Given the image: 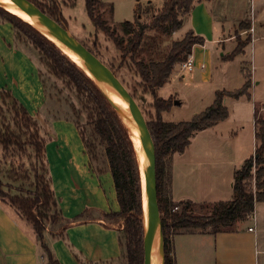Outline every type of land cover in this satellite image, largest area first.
Masks as SVG:
<instances>
[{"label": "trees", "instance_id": "16d2710c", "mask_svg": "<svg viewBox=\"0 0 264 264\" xmlns=\"http://www.w3.org/2000/svg\"><path fill=\"white\" fill-rule=\"evenodd\" d=\"M31 1L68 27L62 14L61 2L74 3L75 0ZM195 2L196 0H164L163 7L152 13L150 22H142L141 14L133 21L122 22V34H119L98 10L103 6L102 0H86L87 12L96 29L113 41L121 53L122 65L131 61L133 69L141 79L144 91L149 92L154 98L155 112L150 114L147 122L156 146L158 201L165 240V264H176L173 250V238L176 234L196 232L217 234L221 231H233L239 221L248 218L255 211L258 202L264 201V115L259 116L256 108V150L234 171L233 198L213 204L197 203L189 199L179 201L173 198V154L184 152L197 132L213 127L229 117V109L225 104L227 96L252 97V73L243 68L245 77L243 86L232 91L216 90L213 103L191 120L174 122L163 119L162 113L171 110L175 98L159 96L158 89L169 81L175 66L189 58L194 46L204 45L206 39L190 29L182 39L173 40L163 57L150 56L146 59L144 51L153 53V43L146 42V33L148 29L154 28L168 37L171 36L182 28L184 18L191 13ZM0 21L12 23L16 40L23 44H31L52 73L74 89L83 102L88 124L92 126V138L87 136L86 128L77 120L68 118H71L79 128L92 161L96 156L97 144L103 146V155L111 170L119 202V210L105 213L104 218L115 223L124 220L121 229L123 257L128 264H144L141 177L134 144L126 127L93 80L54 42L41 34L32 24L2 6ZM241 25L245 28L248 24L243 22ZM251 41L249 35L245 44H238L231 54L223 55L222 59L234 60L244 52V48ZM89 48L99 56L94 49ZM108 66L115 72L112 65ZM133 96L135 97L134 94ZM1 99L10 100L13 121H2L0 118V151L4 152L5 158L11 156L23 159L27 156L30 161H33V158L37 160L34 165L31 163L32 170L25 162L12 161V168L7 174V177L14 181L29 182L33 189L27 194H9L0 188V194L32 222L37 238L47 254L48 264H61L55 258L46 236V222L54 225L63 218L46 156L47 139L41 133L38 120L10 91L2 90ZM79 218L80 215L75 219Z\"/></svg>", "mask_w": 264, "mask_h": 264}, {"label": "crops", "instance_id": "0c3cea01", "mask_svg": "<svg viewBox=\"0 0 264 264\" xmlns=\"http://www.w3.org/2000/svg\"><path fill=\"white\" fill-rule=\"evenodd\" d=\"M203 2L198 5L206 7ZM205 11L200 16L201 22L213 30V15L207 8ZM194 15L191 16L192 27L206 34L203 25L196 26ZM252 25L254 30L251 43L257 39L254 35L256 27ZM222 34L213 33L207 41L222 47L223 42L228 41ZM204 50L206 53L202 55ZM208 53L206 44L195 45L190 55L194 63L192 73L175 66L169 81L158 89V95L163 98L173 97L164 91L165 87L183 78L192 79L195 69L203 80L212 81L214 71L209 67L213 63L214 53L210 57ZM204 68L205 72H202ZM263 83V77L253 74V93ZM2 90L10 91L27 108L38 120L41 133L47 139L46 156L53 188L63 213L58 224L52 225L53 228L47 226V241L55 258L61 264H105L122 258V226L104 218L105 213L119 210L111 170L107 163L100 171L94 165L79 128L71 118L48 114L45 107L47 93L37 58L26 44L16 40L13 25L7 21H0V97ZM228 98L225 99L226 105ZM180 101L174 102L173 107L180 104ZM256 102L261 101L253 99L254 115ZM207 130L197 132L184 152L173 154L172 193L175 200L189 199L197 203L213 204L233 198L234 171L251 154H238L235 149H229L228 153L190 150L193 138ZM217 136L223 140L232 137L227 133H217ZM215 156L217 160L213 159ZM221 156H226V160L219 161ZM79 215L81 218L75 219ZM20 219L15 207L0 198V264H48V258L44 260L45 251L36 233L31 232ZM259 243L257 226L239 221L233 231L176 234L173 250L176 264H264V256L261 258L264 249Z\"/></svg>", "mask_w": 264, "mask_h": 264}, {"label": "rangeland", "instance_id": "374dc122", "mask_svg": "<svg viewBox=\"0 0 264 264\" xmlns=\"http://www.w3.org/2000/svg\"><path fill=\"white\" fill-rule=\"evenodd\" d=\"M201 1H204L203 3L206 7L198 5ZM102 5L98 10L103 14L111 27L116 29L119 34H122V22L126 20L133 21L141 14L143 15L141 16L142 22H150L152 20V13L157 12L163 7L164 0H102ZM194 6L190 15L184 18L182 28L175 31L171 36L168 37L154 28L148 29L146 33V42L153 43V53L149 54L147 51L143 53L146 59L150 56L156 58L163 57L168 52L173 40L182 39L191 28L196 34L206 39L205 44L209 49L208 57L214 53V57H212L213 66L210 64L209 67V69L212 68L214 71L213 83L212 81L203 80L199 71L195 69L192 79L188 77L183 78L182 81H177L165 87L164 91L173 95V98H175L174 102L182 101H180V104L174 105L173 109L171 108L172 110L163 113L165 121L178 122L191 120L197 113L202 112L213 103L216 90L241 88L245 83V77L242 74L243 68L252 73V81L254 74L258 77H263L264 82V0H196ZM205 8L213 15L215 24L213 30L209 26H204L201 22L200 16L207 12ZM61 10L71 32L88 47L94 49L106 64L114 67L115 73L130 92L135 95L146 119H148L151 116L150 114L155 112L153 96L149 92L144 91L140 83L141 79L133 69L131 61L122 65L121 53L116 49L113 41L103 32L96 29L87 12L86 0H75L74 3H70L69 1L61 2ZM194 10L195 13L193 12ZM145 12L146 14H144ZM193 14H195L196 26L198 24L203 25L202 27H204L206 34H201L197 31V28L192 27L191 16ZM243 22L248 24L247 27H242L241 24ZM252 23L256 27L254 35L257 39L253 43L250 42L246 45L244 52L240 53L234 60H223V53V55L231 54L238 44L246 43L249 35L252 39ZM221 32L226 37L225 39L228 40L227 42H223L224 45L222 47L220 44L207 41V38L211 37L213 33L216 35V33ZM26 46L35 54L41 69V76L47 93L45 107H47L48 114L53 117L66 116L77 120L81 126L86 128L87 136L92 138V126L88 124L87 111L76 91L67 85L64 80L52 73L45 61L40 57L39 52L31 44H26ZM205 53L204 50L202 55ZM177 65L180 67L179 64ZM177 65L176 67H178ZM201 71L205 72V68L201 69ZM189 72L192 73V71ZM251 93H253V90H251ZM253 94L251 98L242 96L240 99L229 96L227 100L229 117L219 122L213 129L207 128L208 130L206 132L201 133L198 137H194L193 146L190 150L205 149L210 152L219 151L228 153L229 149H235L238 154L250 153L252 155L257 146L255 135L257 127L255 123L256 116L253 113V99L259 102L261 101L260 103L256 102L255 108L259 116L264 115V102H262L264 101V83ZM12 115L13 111L10 100L4 99L3 101L0 97V118L2 121H13ZM217 133L223 135L227 133L232 137L227 140L219 139ZM177 153L180 154L179 152L175 154ZM95 154V158H92L94 165L100 169L105 168L107 162L103 155L102 145L97 144ZM224 157L226 156L218 158L219 161L226 160ZM213 159L217 160V157L215 156ZM36 160V158H33V161H30L27 156L23 157V159L11 156L5 158L4 152L1 150L0 188L9 194H27L33 189L30 183L14 181L8 178V170L12 168V161L16 163L25 162L26 166L32 170ZM0 198L3 199L1 194ZM15 209L21 218L20 220L31 232L35 233L32 222L21 211L17 208ZM123 222L124 220L122 219L117 224L123 227ZM241 222L246 225H252L253 227L254 225L257 226L260 235L259 245L264 249V201L258 202L255 211L248 218L241 220ZM46 224L50 228L54 227L51 222H46ZM263 256L261 255V258ZM47 258V254L45 253L44 260ZM105 264L128 263L126 258L122 257Z\"/></svg>", "mask_w": 264, "mask_h": 264}, {"label": "water", "instance_id": "95a60500", "mask_svg": "<svg viewBox=\"0 0 264 264\" xmlns=\"http://www.w3.org/2000/svg\"><path fill=\"white\" fill-rule=\"evenodd\" d=\"M12 3L18 9L26 12L33 22L9 10L2 1H0V6L29 22L41 34L54 42L64 54L93 80L126 127L134 144L141 177L144 264H165V240L158 201L156 146L142 108L117 74L87 45L79 40L69 27L51 17L31 0H12ZM63 47L69 52L65 51ZM71 53L76 55L77 59H74ZM112 94H116L127 102L129 112L121 107L112 97ZM134 129H136L140 139V148L136 146L133 139L135 135ZM140 150L144 153L143 165L141 163ZM143 173L145 177L144 188L142 184Z\"/></svg>", "mask_w": 264, "mask_h": 264}, {"label": "bare ground", "instance_id": "6f19581e", "mask_svg": "<svg viewBox=\"0 0 264 264\" xmlns=\"http://www.w3.org/2000/svg\"><path fill=\"white\" fill-rule=\"evenodd\" d=\"M0 1H2L3 3H5V5H7V7H8L9 10H13L17 14H19L21 17L25 18L26 20H29V21H32L33 22V20L31 19V17L26 12H24L23 10L18 9L17 7H15L13 5L12 0H0ZM64 50L67 51V52H69L66 48H64ZM71 55H72V57H74V59H77L76 55H74L73 53H71ZM112 97L121 105V107L125 111L129 112L128 104H127V102L125 100H123L122 98L118 97L116 94H112ZM134 130H135V135H134L133 139H134V142H135L136 146L140 148V139H139V136L137 134L136 129H134ZM139 153H140V156H141V159H142V162L141 163L143 165V162H144V160H143V154L144 153H143L142 150H140ZM142 184H143V188H144L145 187V177H144V173L142 174ZM144 196H145V193H144ZM144 200L146 202V198Z\"/></svg>", "mask_w": 264, "mask_h": 264}, {"label": "built area", "instance_id": "2783aa9c", "mask_svg": "<svg viewBox=\"0 0 264 264\" xmlns=\"http://www.w3.org/2000/svg\"><path fill=\"white\" fill-rule=\"evenodd\" d=\"M251 29H252V31L254 30L253 25H252ZM179 65H180V68L184 71H193L194 70V63H193L191 56H189V58L186 61L180 62ZM250 229L252 230L253 228H250Z\"/></svg>", "mask_w": 264, "mask_h": 264}]
</instances>
